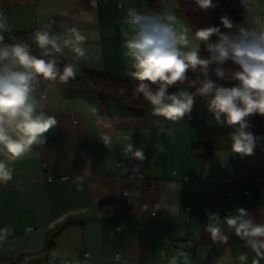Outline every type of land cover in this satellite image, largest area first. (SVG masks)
<instances>
[{"label": "crops", "instance_id": "1", "mask_svg": "<svg viewBox=\"0 0 264 264\" xmlns=\"http://www.w3.org/2000/svg\"><path fill=\"white\" fill-rule=\"evenodd\" d=\"M167 3L186 23L175 1ZM131 6L158 11L161 0H123L120 8L115 0H0L9 18L7 40L31 44L44 24L85 36L83 56L65 48L62 57L77 66L76 78L93 72L131 79L119 22ZM47 95L44 110L57 126L45 145L12 165L13 179L0 184V229L12 230L0 243V264H168L181 252L191 264H240L247 252L252 264L255 254L234 232L226 231L227 244L214 243L204 225L207 212L223 217L237 207L264 222V139L252 156L223 155L233 129L217 125L200 97L190 119L171 123L152 116L149 105L131 110L87 86L55 84ZM98 115L107 116L104 124ZM251 125L264 137V126ZM105 136L112 139L109 149ZM128 142L144 151L143 162L124 157ZM46 171L69 179L46 182ZM198 180L205 183L201 192L193 188Z\"/></svg>", "mask_w": 264, "mask_h": 264}, {"label": "clouds", "instance_id": "2", "mask_svg": "<svg viewBox=\"0 0 264 264\" xmlns=\"http://www.w3.org/2000/svg\"><path fill=\"white\" fill-rule=\"evenodd\" d=\"M194 3L200 11L209 12L218 7L219 0ZM239 3L244 15L240 23L224 14L219 17L220 26L193 30L167 0H161L158 11L127 7L119 22L124 26L122 54L128 76L135 82L133 96L150 106L152 116L171 123L190 119L196 98H202L214 122L233 129L230 151L223 155L246 157L254 155L264 139L250 131L251 119L264 117V0ZM8 31L9 18L0 10V184L13 179L12 165L30 157L35 146L45 145L48 133L57 126L56 117L44 110L47 87L76 78L77 66L65 63L62 57L65 48L83 56L85 41L77 29L68 28L61 34L51 24L37 28L31 44L7 40ZM33 44L39 55L34 54ZM202 49L206 57L201 55ZM185 84L189 87H182ZM162 131L171 135L172 130ZM103 142L109 149L112 139L105 136ZM157 148L162 150V144ZM123 154L140 162L146 159L144 151L131 142L124 144ZM139 169L140 164L133 167ZM204 230L214 243L222 244L229 240L226 231L234 232L255 254L252 264L264 260V222H257L246 208L237 207L223 217L207 212ZM11 231L9 227L0 229V243ZM181 256L183 264H191L183 252L170 257L168 264H178ZM248 259L247 252L238 257L240 264H248Z\"/></svg>", "mask_w": 264, "mask_h": 264}, {"label": "trees", "instance_id": "3", "mask_svg": "<svg viewBox=\"0 0 264 264\" xmlns=\"http://www.w3.org/2000/svg\"><path fill=\"white\" fill-rule=\"evenodd\" d=\"M152 1L155 3L157 0ZM174 1L178 7L179 13L184 17L187 25L193 30L198 27L209 25L220 26L219 17L224 14H227V16L236 23L243 21L244 15L239 0H219L218 7L209 12L200 11L196 7L194 0ZM213 2L215 3L216 0H213ZM33 52L34 54H37L34 50ZM201 55L206 57L207 53L202 49ZM68 84L90 87L98 92L101 95V98L106 94L117 97L128 107V109L131 110H141L145 106H148L142 98H135L133 96L135 82L131 79H117L93 72H84L80 77L70 80ZM121 88L125 89L123 93L120 91ZM172 90L174 91L175 89ZM250 123L256 126H264V117H253Z\"/></svg>", "mask_w": 264, "mask_h": 264}, {"label": "built area", "instance_id": "4", "mask_svg": "<svg viewBox=\"0 0 264 264\" xmlns=\"http://www.w3.org/2000/svg\"><path fill=\"white\" fill-rule=\"evenodd\" d=\"M115 2H116V6L120 8L122 6L123 0H115ZM106 118L107 116H100V115L96 116V119L100 124H104ZM68 179L69 178L67 174H57L51 171H46L44 173V180L49 183L65 182ZM193 188L195 189V191L201 192L205 188V183L203 182V180H198L193 183ZM260 191L262 194H264V186L260 187Z\"/></svg>", "mask_w": 264, "mask_h": 264}, {"label": "rangeland", "instance_id": "5", "mask_svg": "<svg viewBox=\"0 0 264 264\" xmlns=\"http://www.w3.org/2000/svg\"><path fill=\"white\" fill-rule=\"evenodd\" d=\"M19 263V261L17 262V261H15V262H9V263H7V264H18Z\"/></svg>", "mask_w": 264, "mask_h": 264}]
</instances>
